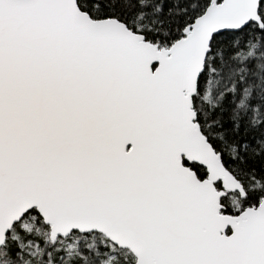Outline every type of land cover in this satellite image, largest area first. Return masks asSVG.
Wrapping results in <instances>:
<instances>
[{
	"label": "snow or ice",
	"instance_id": "6c2138e0",
	"mask_svg": "<svg viewBox=\"0 0 264 264\" xmlns=\"http://www.w3.org/2000/svg\"><path fill=\"white\" fill-rule=\"evenodd\" d=\"M0 264H264V0H0Z\"/></svg>",
	"mask_w": 264,
	"mask_h": 264
}]
</instances>
